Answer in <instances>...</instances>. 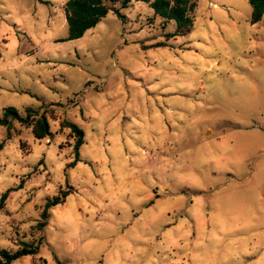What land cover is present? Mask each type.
Returning a JSON list of instances; mask_svg holds the SVG:
<instances>
[{"label": "rangeland", "instance_id": "rangeland-1", "mask_svg": "<svg viewBox=\"0 0 264 264\" xmlns=\"http://www.w3.org/2000/svg\"><path fill=\"white\" fill-rule=\"evenodd\" d=\"M105 1L65 39V0H0V113L44 110L51 130L0 124V194L22 183L0 248L41 239L10 264H264V13L195 0L171 35L147 1ZM63 119L84 131L77 160Z\"/></svg>", "mask_w": 264, "mask_h": 264}, {"label": "trees", "instance_id": "trees-1", "mask_svg": "<svg viewBox=\"0 0 264 264\" xmlns=\"http://www.w3.org/2000/svg\"><path fill=\"white\" fill-rule=\"evenodd\" d=\"M116 1V0H114ZM130 0H120L122 6H126ZM154 9L155 13L160 15L164 20L172 19L175 21V29L169 33L171 35L183 34L192 26V11L196 5L195 0H144ZM251 5L249 20L254 23L261 19L264 13V0H248ZM105 0H65L64 11L67 22V33L65 39H71L81 36L88 28L94 26L111 8ZM113 9L123 16L117 8ZM63 39V38H62ZM17 119L27 126H31L34 137L42 138L51 135L49 122L46 112L38 111L35 108H26V113L22 115L17 108L13 106H5L0 113V124L7 127V137L10 136L9 127L12 120ZM63 124L70 128L71 133L75 135L73 150L75 152V160L78 159V149L84 138L83 129L74 121L63 119ZM4 140L0 141L2 148ZM6 189L0 194V207L3 206L4 200L12 189L21 186ZM69 192L68 189L61 190L60 193L53 194L48 197L39 213L40 219L35 223L39 229L43 228L47 223L49 216V208L64 200ZM41 239L36 242L19 240L18 247L14 250L2 247L0 248V264H10L11 261L25 254H33L38 251Z\"/></svg>", "mask_w": 264, "mask_h": 264}]
</instances>
